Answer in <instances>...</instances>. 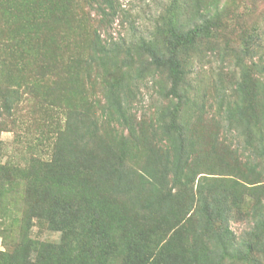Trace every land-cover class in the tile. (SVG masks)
I'll use <instances>...</instances> for the list:
<instances>
[{"label": "rangeland", "instance_id": "rangeland-1", "mask_svg": "<svg viewBox=\"0 0 264 264\" xmlns=\"http://www.w3.org/2000/svg\"><path fill=\"white\" fill-rule=\"evenodd\" d=\"M99 1L97 4L95 0H20L24 8L18 12L1 11L0 7L1 18L10 27L27 19L28 14L30 24L39 26L40 11L51 22L38 27L47 32L44 39L37 40L32 35L28 48L22 47L36 59L45 54L49 69L30 76L37 72L36 68L29 64V74L26 71L24 74L18 64L17 71L0 72V100L4 95L14 96L12 77L14 81L22 75L42 78L49 85L47 92L58 96L53 87L56 82L58 91L62 92L61 103L68 98L72 108L85 114V123L96 119L102 128L99 143L106 146L112 142L114 153L123 151L127 160H141L149 147L162 145L159 127L163 123L167 125L174 114V124L184 130L189 140V167L203 172L196 176L190 188L172 190L175 200L162 218H142L140 212L136 218H130L133 211L129 212L126 203L114 204L118 211L115 220L120 224L117 234L138 238L133 248L119 250L121 254L134 250L128 260L123 256L119 264H144L154 257L164 241L168 243L165 253L170 260L177 258L180 251L187 256L188 251L197 248L192 235L200 226L196 214L201 206L197 201L198 178L203 184H210L214 192L227 195L224 204L227 223L221 220L218 225L221 231L226 225L234 234L231 241L235 245L251 234L258 235L259 240L252 241L250 259L254 264H264V227L254 228L258 222H264V161L257 157L259 174H252V157H248L245 145L249 136L246 131L239 133L240 123L226 131L221 111L226 102L242 99L246 89L257 92L259 98L263 95L264 0H110L112 8ZM170 22L179 33L206 26L211 34L197 38L186 47L172 48ZM96 36L116 50L104 57L102 65L93 54ZM17 40L15 32L10 43L15 45ZM34 49L44 51L37 54ZM169 54L179 62L181 76L177 82L169 75L167 64L158 66L153 61L159 55ZM123 58L127 63L122 67ZM104 71H108L107 75ZM114 77L122 83L128 124L134 127L135 135L129 127L122 128L111 108L106 107L104 87ZM62 78L70 82L66 89L72 88L75 93L68 96L64 93ZM27 96H19L16 111L0 124L1 159L18 162L22 168L30 164L31 158L44 154L42 148L50 136L55 138L53 132L63 113V107L49 108L40 88L34 91L33 98ZM256 107V112L262 114L261 101L257 100ZM258 122L262 123L260 118ZM32 197L31 192L16 218L4 215L0 223V264L6 259L7 249L17 262L26 256L29 247L22 239L26 226L29 235L40 240L56 237L45 224L31 218L28 208L34 202ZM155 263L157 259L152 262Z\"/></svg>", "mask_w": 264, "mask_h": 264}, {"label": "trees", "instance_id": "trees-1", "mask_svg": "<svg viewBox=\"0 0 264 264\" xmlns=\"http://www.w3.org/2000/svg\"><path fill=\"white\" fill-rule=\"evenodd\" d=\"M95 1L97 4L100 2ZM102 1H105L107 7L112 8L110 0ZM0 7H2L1 11L18 12L22 7L24 8V5L20 4V0H0ZM1 13L0 72L17 71L18 64L22 66L21 72L24 74L25 71L29 74V64H32L37 72L30 76L49 69L45 54L36 59L28 49H22L23 46L28 48L32 35H36L37 40L47 36V32H43L38 27L50 25L49 17H45L46 15L40 11L37 16L41 15L39 26H33L29 22L30 14H28L27 19H21L18 25L10 27L2 20ZM54 22L53 20L52 24ZM168 30L173 40L172 48L186 47L197 38L208 37L211 34L206 26H196L179 33L174 30L171 22ZM15 32L18 33V40L13 45L10 40ZM96 39L93 44V54L102 65L104 57L109 53L114 54L116 50L115 47L101 42L98 36ZM34 51L41 54L44 50L34 49ZM37 54H34L35 57ZM122 61L123 67L127 60L123 58ZM153 61L158 66L167 64L173 82L179 80L181 69L175 57L170 54L167 57L159 55L153 58ZM261 71L263 72L264 69ZM107 72L104 71V75H107ZM23 76L16 78L22 82L16 79L14 81V77L11 78L16 88L14 96L4 95L0 100V108H3L2 111L0 110L2 118L0 124H4V119L16 111L20 101L19 96L29 94L27 97L33 98V93L38 88L49 108L63 107V113L60 114L59 124H56V130L53 132L55 138L50 136L48 144L42 148L44 154L31 158L30 162L28 161L30 164L23 168L13 160L2 161L0 141V223L4 215L16 218L20 213L21 205L32 192L34 202L28 208L31 218H34L38 224H45L56 237L52 240H40L30 236L27 231L29 227L26 226L22 238L29 247L26 256L17 262L7 249L4 254L6 259L1 262L3 264H119L123 261V256L128 260L131 251L134 250H129L126 254H121L119 250L128 246L133 248L138 243V238L117 234V226L120 224L115 220L118 211L114 204L126 203L129 212L133 211L130 218H136L135 215L139 212L142 218H162L161 216L169 211L175 200L172 190L190 188L196 176L203 172L189 167L190 145L184 130L174 124L175 116L172 114L169 123L167 125L163 123L159 127L160 139H163L159 143L162 145L156 148L149 147L141 160L137 158L127 160V155L123 151L114 153L112 142L106 146L99 143L101 142V139L98 141L99 130L102 128L95 121L96 119L85 123V114L77 108H72L68 98H65V103H61L62 92L58 91L56 82L53 87L56 88L58 96L47 92L49 85L45 80L42 82V78ZM63 80H65L64 87L61 88L66 90L64 93L68 96L74 91L72 88L66 89L70 82L64 78L60 82ZM249 94H251L250 98ZM104 95L107 100L106 107L111 108V114L115 116L119 125L123 126L122 128L129 127V131L135 135L134 127L128 124L127 102L124 107L122 83L118 77L112 78L104 87ZM242 95L243 98L240 100L226 102L221 111L225 116L226 131L234 128V125L236 127L235 123L237 126L240 123L242 129L239 133L247 132L249 138L245 145L249 150L248 157H252L250 171L252 174H259L257 170L259 164L256 159L258 157L264 161V92L261 98L257 92L252 93L247 89ZM257 100L263 104L262 114L256 112ZM259 118L262 123L258 122ZM257 122L259 126L256 129ZM11 175L19 180L15 182ZM210 186L203 184L198 178L197 201L201 206L196 214L200 226L198 232L192 235L197 248L188 251L187 256L180 251L177 258L170 260L165 253L168 243L164 241L157 247L154 257L144 264H152L154 259H157L155 264H254L250 259L254 249L252 241L259 240L258 235L251 234L250 238L241 239V244L232 243L234 234L225 224L222 231L218 226L221 225V220L227 223L224 214L227 195L224 192H214ZM259 226L264 227V222H258L254 228ZM227 243L230 247L226 245ZM240 247L243 250H240Z\"/></svg>", "mask_w": 264, "mask_h": 264}]
</instances>
